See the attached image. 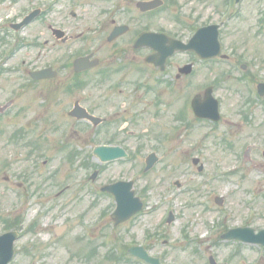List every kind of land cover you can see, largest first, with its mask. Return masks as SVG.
<instances>
[{
	"label": "flooded vegetation",
	"instance_id": "obj_1",
	"mask_svg": "<svg viewBox=\"0 0 264 264\" xmlns=\"http://www.w3.org/2000/svg\"><path fill=\"white\" fill-rule=\"evenodd\" d=\"M165 1L163 0V5L166 6L167 2ZM5 2H9L10 6H8L6 14H4V18L0 19L2 21L0 23V92L7 93L8 95L6 99L0 97V136H2L0 138H4L2 141L3 148L6 147L9 149L7 152L8 155L10 151H14V156L10 159L11 161L7 159H4V162L2 160L0 161V214H2L0 216V234L13 232L15 236L13 241V256L8 262V264H14L19 254L30 252V247L28 246L31 241H27V239L30 240L32 222L22 214L20 208H23L26 202L31 200L32 193H34V199L32 200L34 202L40 200L42 203L51 202L57 204V200L60 197H63L64 194L76 187L77 189L74 190L75 194H73V202L77 203V205L88 204L86 206L87 208L94 207L99 202L100 197L103 196L107 202L106 206L111 208L115 205L114 196L102 190V185L118 180H132L135 195L142 199L146 207H148L152 200L144 194L148 192L144 191L146 187L143 189L142 187L139 188L137 180L131 179L130 177L124 178L123 174H121L119 177L106 178L100 181L102 176L104 178L112 164H121V162L125 164L128 159H134V154L139 155L141 153L139 147L140 140L134 146L127 145L131 137L139 139L137 138V131H130L128 127H131L135 123V119L131 116L138 117L140 113L128 115L129 107H126V102L130 108L139 107L141 104H136L135 99L137 96H141L140 93H144V96L149 101V105L145 104L143 106L142 104L140 107H145V113L150 112L152 116L156 115L157 118L164 121L163 123L165 125L170 123L169 128L176 130L182 127V122L186 120V116L189 114L193 115L196 121L208 120L216 123L221 118V104L220 99L216 96V89L222 83L220 80L227 76L230 77V74H223L222 72L216 74L215 78L208 83L203 71L210 69V65L216 63V61L219 64H227V61L230 59L221 56V54L214 57H202L192 50L167 54L169 47L168 41L170 39L188 42L197 29L209 24H220V40L222 27L225 22L218 20V13L217 18L209 21L197 15L194 16L192 23L188 22L178 30H175L173 23H171L170 28L160 25V17L163 19L169 15L166 10L164 11L165 7L161 6L147 10H139L137 8L136 14L127 19L121 18L120 13L105 12L103 16L100 14L99 18L102 21L100 24L102 27L101 41L98 42L95 40L90 49H86L85 51L79 49L72 60L63 61L58 68L55 67V63H47L46 65H40L39 67L33 66L31 68V62L27 65L26 60H22L20 63L18 62L16 66L15 59L18 57L17 53L30 48L31 43L35 41L31 39L32 27L35 23L40 22L42 27L45 26V29H43L44 32L49 30L51 36L57 43L64 44L69 42L73 40L74 36L58 26L47 25L46 27L44 20L47 18L49 11H51L47 6V0H39L34 4H32L31 0L25 6H23L21 0H0V3L4 4ZM33 9L39 10L36 18L24 27L16 30L14 28L15 24L20 22ZM211 12L213 16L216 15V11L212 10ZM72 16L76 17V14ZM118 26H126L127 29L113 39H109L114 29L118 28ZM57 30H61L65 33V36ZM147 33L161 34L166 38L167 42L164 39H158V35H153L152 42L147 40L141 46H137V39ZM95 37L93 35L90 38L95 39ZM154 38L157 39L154 40ZM98 43L101 44L95 47ZM102 43L106 46H104L103 50L107 52V55L103 59L99 55ZM160 44L164 45V53L157 49L160 48ZM82 58H87V60L78 62ZM23 62L25 63L23 64ZM238 64L235 62V66ZM47 68H50L47 76H35L37 72ZM242 73L237 74L238 78L243 75ZM15 75H18V77ZM24 89L38 90L40 99L38 100L37 107H59L58 111L54 109H47L45 111L47 116L46 120L50 122L47 126L52 127L56 133L53 136L52 143L54 146H52V149L58 154V160L61 163L59 167L50 170L48 173L49 178L56 175L57 180L54 183H47L49 178H44L40 173L36 172L40 166L41 168L47 166L48 160L43 158V151L50 148L51 145L47 148L39 145L45 140L42 132L36 133L35 136L31 135V119H17L21 116L25 117L26 115L24 113L26 110L32 107L31 93H28V95L27 93L25 94L27 95L26 102H19L20 93ZM85 91L88 92V100L83 99V96L80 95V92ZM177 91H180L183 95L178 100L177 113L174 114L172 112L171 116H167L166 111L170 110V107H173L174 104L168 95L174 94ZM209 91L218 101V120H212L206 117L199 118L192 109L193 100L197 101V107L204 106V98ZM247 92L237 105V107L241 108L242 114L246 116L249 113L244 112V110L248 109V103L253 101L251 97L253 92L249 90ZM113 96H118L119 100L113 102ZM260 97H258V100H261ZM131 98L134 99L129 101ZM74 107L85 108L86 112L92 115L95 120L91 118L78 119L73 116L72 111ZM149 108L151 110H148ZM163 112L165 115L161 116ZM185 123L189 126L191 120L187 119ZM16 125L17 127H15ZM129 132H132L131 136H129ZM222 142H226L228 146L231 143L234 144L227 136H223ZM19 143H22L19 147L23 151L22 157L25 162L17 170L15 166V147ZM99 145L117 146L123 149L126 155L118 157L113 162L101 163L99 162L101 156L95 153V147ZM11 148L14 149L12 150ZM256 148L257 146L251 149V151H255ZM153 151L156 154L155 159L157 162L159 157L157 152L155 150ZM67 159L72 162L76 160V167L79 170V177L76 171L73 175H76L75 181L80 183L73 184V187L68 184L62 185L64 182L62 163ZM193 159H197V161L194 162ZM193 159H191L192 164L199 161L198 157H194ZM29 160L34 161L35 164L27 165L26 163ZM68 163L71 166L74 165V162ZM199 166H202V168L199 169ZM197 167L202 171L204 165L200 163ZM237 168L238 166H234L228 169V172L223 176H230L237 173L238 171L230 173V171ZM198 169L197 171H199ZM93 170H97V173H94ZM120 171L123 173L125 171L124 167L120 168ZM146 174L144 173V175ZM44 176L46 177V174ZM35 177L36 179H33ZM39 177L40 186L34 185ZM208 178L211 179L212 177L209 176L205 180L202 178L195 184H187L185 191L197 195L198 186L200 184H202V188L206 186ZM175 181L179 183L178 188H180V181ZM175 181L173 184L176 186ZM243 184V187L241 183L238 184L239 189L242 188V192L253 191L252 188L245 187V184L249 183L243 182ZM38 190L41 191L40 194H38ZM178 191L183 193L181 189ZM6 192L8 207H4L1 202V196L5 197ZM251 193L246 198L250 199L252 196ZM9 195H12L11 202ZM203 198L202 201H198V199L189 200L187 202L188 206L186 207L190 209V207L203 206L206 211H210L211 205L206 204L209 201L206 199H210V197L203 195ZM171 200H173V197ZM214 203L220 209L224 208L223 201L221 204H218L217 199L214 198ZM172 205L173 203H171ZM253 207L251 204L247 214L237 221V223L231 222L227 219V216H224L218 222L217 226L213 224L207 226L204 234H201L199 230H201V223L205 224L206 217L187 215L179 234L183 238V249L185 257H187V264H194L200 261H202V264H264L263 245L256 244L252 241L223 238L230 230H235L236 233L241 235L255 236L260 230L264 229V224L255 223L256 213ZM229 209L231 208L229 207ZM1 210L4 213H1ZM145 213L151 215L144 217L143 215ZM158 214L159 209L156 211L143 210L120 224H115L109 216L108 218L111 222L110 229L125 226L127 230L125 231L126 237H118L114 245L109 244L105 250V254L107 256L113 254L119 257L120 262L118 264H147L142 259L129 254L127 251L134 245H141L147 249L150 255L160 257L161 262L164 264H180V262L166 258V255L170 251L177 249V247H172L168 251L157 250V241L166 236L168 233L166 229L170 227L171 230V225L180 217L176 216L170 221L169 217L164 215V211L160 216H157ZM145 218L151 219V221L147 220L149 224L147 228H144ZM194 222L198 223V229L196 231L198 235L193 233L192 225ZM81 225L82 233L81 235H77L76 240L79 242L82 241L83 243L77 252L79 261L84 259L81 263L85 264L87 259L94 258L96 252L101 251L100 247L103 239L109 240L108 234L112 233V231L97 233L94 226H90L87 229L84 223H81ZM137 226H141L143 230V236L138 241L128 236V232ZM202 236H205V241L201 239ZM97 237L102 238L99 246L96 243ZM196 238L203 242V244L209 240L210 244L206 245L209 249L203 248L204 252H201L200 248L198 250L194 249L191 244L192 242L198 241H194ZM163 243L165 246H172L178 242L174 243L171 240L168 241L165 239ZM1 260L0 257V263ZM262 261L263 263H261Z\"/></svg>",
	"mask_w": 264,
	"mask_h": 264
},
{
	"label": "rangeland",
	"instance_id": "obj_2",
	"mask_svg": "<svg viewBox=\"0 0 264 264\" xmlns=\"http://www.w3.org/2000/svg\"><path fill=\"white\" fill-rule=\"evenodd\" d=\"M30 1L21 0V3L25 6ZM37 1L39 0H32V4ZM47 1L48 8L51 11H49L47 18L44 20L46 27L47 25L58 26L74 36V38L64 44L57 43L51 36L50 31L46 30L44 32L45 26L42 27L41 23L37 22L32 27L31 39L35 41L31 43L30 48L17 53L18 57L15 59L16 66L18 62L26 60L27 65L31 62V68L33 66L46 65L47 63H55V67L58 68L63 61L72 60L79 49L85 51L86 49H90L95 40L101 41L102 27L100 24L102 21L99 18L100 14L103 16L105 12L120 13L121 18L127 19L137 12L135 5L137 0ZM165 2L167 3L166 6L163 5L165 7L164 11L166 10L169 15L166 16L168 19L166 17L161 19L160 17V25L170 28L171 23H173L175 30H178L188 22L192 23L194 16L197 15L209 21L217 18L218 13V20H225L221 31L220 41L222 50L220 54L224 53L230 60L227 61V64H219L216 61V63L210 65V69L203 71L208 83L215 78L216 74L221 72L223 74H230V77L227 76L220 80L222 83L216 89V96L220 99L221 104V118L216 123L208 120L196 121L193 115L189 114L186 116V120H191L189 126H187L185 120L182 122L181 128L179 127L177 130L172 129L169 128L170 123L165 125L164 121L157 118L156 115L152 116L150 112L145 113V107L140 106L142 104L143 106L145 104L149 105V101L144 96V93H140L141 96H137L135 100L136 104L141 105L130 108L126 102V107H129L128 115L140 113L138 117L131 116L135 119V123L131 127H128L130 131H137V138L139 139L131 137L127 145L134 146L140 140L139 147L141 153L139 155L134 154V159H128L125 164L123 162L121 164H112L104 178L102 176L100 181L106 178L119 177L121 174H123L124 178L130 177L137 180L139 188L142 187L143 189L146 187L145 191L148 192L144 194L152 200L148 207L145 206L144 210L156 211L159 209L157 216H160L163 211L164 215H167L166 212L169 210L171 203H173L171 208L174 214L180 218L171 225V230L170 227L166 229L168 232L166 236L157 241V250L168 251L172 247H177V249L170 251L166 255V258L180 262V264H187V257H185L183 249V238L179 235L180 228H182L187 215L206 217V225L201 223V230H199L201 234H204L207 226L212 224L217 226L224 216H227V219L231 222L237 223V221L247 214L252 204L254 206L253 210L256 213L255 223L264 224V94L260 95L261 100H258L259 96L256 91V86L264 82V0H241L237 5L233 1L231 2V0H166ZM8 6H10L9 2L0 3V19L4 18ZM212 10L216 11V17L213 16ZM230 10L234 12L233 17H229ZM71 12H75L76 17L72 16ZM95 14L97 15L95 16ZM0 23H2L1 20ZM94 30L95 32H93ZM40 31H42L41 34ZM93 35L96 36L95 39L90 38ZM100 44H96L95 47ZM104 46L105 44L102 43L99 50V55H101L102 59L107 55V52L103 50ZM237 60L239 64L235 66ZM242 63L246 64L244 70L240 67ZM240 72H243V75L238 78L237 74ZM15 76L18 77V75ZM247 90L253 92L251 96L253 101H250L248 103L249 108L244 110V112L249 113L248 116L243 115L241 108L237 107L243 95L248 93ZM26 93L27 95L28 93L32 94V107L27 109L25 113L23 112L26 115L25 117L21 116L17 119H31V135L35 136L36 133L42 132L45 140L39 145L45 148L51 145L50 148L43 151V158L48 160L47 166L42 168L40 166L36 171L44 178H49V171L56 169L61 163L58 160V154L52 149V146H54L52 140L56 133L52 127L47 126L50 122L46 120L45 111L47 109L58 111L59 107H37L40 93L35 89H24L20 93L19 102H26ZM87 93L86 91L80 92V95L83 96V99L88 100ZM7 95V93L0 92V97L3 99H6ZM182 96L180 91L168 95L174 104L173 107H170V110L166 111L167 116H171L172 112L174 114L177 113L178 100ZM133 99L131 98L129 101ZM118 100V96H113V102ZM148 110H151V108ZM162 115H165V113L163 112ZM129 133V136H131L132 132ZM223 136H227L234 144L231 143L228 146L226 142L223 143ZM3 140L4 138H0V161L4 162V159L11 161L10 159L13 158L14 151H10L8 155L9 149L3 148ZM249 144H256L257 148L255 151L253 150L249 153V157H246L244 151ZM20 145L22 143L16 144L15 147V166L17 170L25 162L22 157L23 151L19 147ZM11 149L13 150L14 148ZM152 150L157 152L159 160L149 173L143 175L141 170L144 167L145 156ZM193 157H198L199 163L204 165L202 171H197L199 163L197 165L191 163ZM68 162H74V165L71 166ZM73 162L67 159L62 163L64 177L62 185L69 184L73 187V184L80 183L75 181L76 175L73 174L76 171L79 177V170L76 167V160ZM26 164L32 165L35 162L29 160ZM234 166H238V168L230 171V173L238 171L237 173L223 176L228 172V169ZM123 167L125 171L121 173L120 168ZM45 174L46 177L44 176ZM209 176L212 178H208L206 186L203 188L202 184L198 186L197 195L185 191L187 184H195L202 178L205 180ZM33 179H36V177ZM56 180L57 177L55 175L49 178L47 183H54ZM175 180L180 181V188L173 184ZM243 182L249 183L245 184V187H250L253 191L242 192V188L239 189L238 184L241 183L243 187ZM34 185L40 186V177ZM76 189V187L72 188L63 197H60L57 200V204L51 202L42 203L40 200L34 202L32 201L34 193H32L31 200L27 201L23 208H20L22 214L34 223L30 240L27 239V241H31V246H28L30 247V252L19 254L14 264H82V260L79 261L78 259L77 250L80 249L83 242L76 240L77 235H81L82 233L81 223H84L87 229L90 226H94L97 233L112 231V233L108 234L109 240L103 239L100 247V257L96 258V260H90L89 264H93L95 261V264H116L120 262L119 257L114 262H108L107 260H102L101 256L106 252L105 250L109 244L114 245L117 242L118 237H126V227L110 229L111 222L108 218L107 202L103 196L91 208L86 207L88 204L77 205V203H74L73 194H75L74 190ZM179 189L183 190V193L175 195ZM38 191V194H40L41 191ZM80 193L82 194V192ZM249 193L252 194L250 199L246 198ZM6 195L7 192L5 197L1 196V202L4 207L9 206ZM171 195H173V200H171ZM203 195L210 197V199H206L209 200V203L207 202L206 204L211 205L210 211H206L203 206L191 209L186 208L189 200L198 199V201H202L204 199ZM218 195H222L224 198L223 209H220L214 203V198ZM9 200L11 202L12 195H9ZM1 213H4V211L1 210ZM150 215L149 213H145L143 216L149 217ZM147 220L151 221V219L145 218L144 228L149 226ZM62 223H67L69 227H65L59 235H56L54 227ZM192 227L193 233L198 235L196 232L198 223L194 222ZM128 236L138 241L143 236L142 227L137 226L136 228H132L128 232ZM165 239L178 243L172 246H165L163 243ZM196 240L198 239L196 238L194 241ZM101 241L102 238H96L97 246H99ZM208 244H210L209 240L205 244L198 240L192 242L191 245L194 249L198 250L200 248L201 252H204L203 248L209 249L206 246ZM70 256L73 257L72 260ZM194 264H202V261Z\"/></svg>",
	"mask_w": 264,
	"mask_h": 264
},
{
	"label": "water",
	"instance_id": "obj_3",
	"mask_svg": "<svg viewBox=\"0 0 264 264\" xmlns=\"http://www.w3.org/2000/svg\"><path fill=\"white\" fill-rule=\"evenodd\" d=\"M145 3H139V6L142 7V5ZM156 4V3H155ZM30 17H28L29 19ZM205 33V32H204ZM203 34V33H202ZM201 35H198L195 39L200 38ZM143 39V38H142ZM141 39H139L138 41L140 42ZM186 48H196L198 51L200 50H206L208 49L203 47V46H194L191 43L189 44H182L180 42L177 41H172L171 45H170V50L174 51L175 49H186ZM209 52V53H208ZM208 52H203L204 54L208 53V54H216V51L210 52L208 50ZM81 62V61H79ZM259 91L261 93H264V84L259 86ZM216 103L213 104H207L208 107H216ZM97 152L101 153V154H105V156H111L110 154H113V152L115 153L116 148L113 147H99L96 150ZM110 153V154H109ZM117 153H115L116 155ZM151 160H148V165L150 166L152 163ZM130 182L128 183L129 189L127 190V192L125 193V191L121 190V186L118 183H115L113 185H110L109 187H107L108 190L112 191L113 193L116 194V201H117V206L116 209L113 213V216L115 218H123L125 216H129L131 213H133L135 210H137L140 207L139 203H136L137 200L135 198H133L132 196V191H130ZM145 258H147L145 255H143Z\"/></svg>",
	"mask_w": 264,
	"mask_h": 264
}]
</instances>
